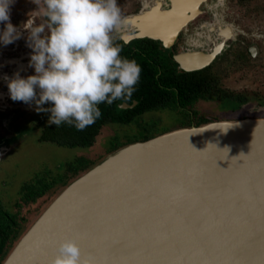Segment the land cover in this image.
<instances>
[{
	"label": "water",
	"instance_id": "water-1",
	"mask_svg": "<svg viewBox=\"0 0 264 264\" xmlns=\"http://www.w3.org/2000/svg\"><path fill=\"white\" fill-rule=\"evenodd\" d=\"M153 30L139 36L164 41ZM66 238L94 264H264V116L119 145L55 192L0 264H50Z\"/></svg>",
	"mask_w": 264,
	"mask_h": 264
},
{
	"label": "flooded vegetation",
	"instance_id": "flooded-vegetation-1",
	"mask_svg": "<svg viewBox=\"0 0 264 264\" xmlns=\"http://www.w3.org/2000/svg\"><path fill=\"white\" fill-rule=\"evenodd\" d=\"M121 1L117 0L120 8L122 6ZM180 1L183 8L187 0H144L140 4L134 5L131 10L122 13L123 16L128 18L129 24L122 34H114L115 43L121 46L122 57L135 60L141 66L142 71L139 83L136 85V91L133 93L130 102L125 104L122 101H116L112 105H99L102 116L93 125L86 128V132L91 129L96 130L92 143L74 146L86 147L93 145L107 124L111 125L108 146L114 141L131 138L140 132L143 133L142 131L146 129H152L153 124L162 127L169 124L218 117L217 102L223 98L240 96L241 99H249L264 95V88L237 89L224 84L222 72L224 67H221L230 52L234 55L232 58L234 66H243L248 61L256 58L259 52V45L255 42L256 36L243 27V30L235 28L234 22L237 25L239 24L237 19H233L234 11H231L237 6H250L249 8L253 9L255 0H226V7L220 8V10L227 14L226 18L229 20H224V17L217 16L215 13L216 9L209 10L208 5L214 3L215 0H195V2L193 0L194 4L191 8L186 5L185 14H182L181 11L180 19L187 15L186 13L190 15L182 18L184 23L179 24L176 27L179 28L176 34L171 35L173 33L171 32L172 30L169 31L164 24H167L171 18L175 17L176 11L181 9ZM39 2L42 7L43 0H39ZM38 12V6L33 0H15V3L11 6V23L21 29L22 37L7 46L0 44V77L5 75L12 77L16 72H19L25 78L35 74L34 69L28 67L31 49L26 45L27 32L21 26L28 20L29 15L38 16ZM38 18L43 21L42 16H38ZM38 18L36 20L37 24L40 23ZM148 24H153L165 33L161 35L164 41L148 35L139 36V34H151V32L147 31L148 29H142L143 26ZM3 27L4 25L0 24V29H3ZM176 57L179 58L184 66L192 62L209 60L200 68L187 70L181 67L182 65ZM191 57L195 59H191ZM199 70L209 73L207 79L204 80L209 93L206 92L197 97H194L191 93H182L183 104L179 105V92L175 90L174 99L179 111L170 106V94L156 89L158 95L155 96L151 91L154 87L153 78L157 80L158 87L163 88V90H171L174 89V86L161 83V81L167 82V75ZM160 77L162 78L160 79ZM195 80L201 81V76L198 74ZM145 96H149L150 99L144 102L142 100ZM250 103L252 102L247 101L245 104L248 106ZM46 106L50 107L51 105L45 104L44 107ZM205 107L215 109V112L213 114L212 112L209 113L204 110ZM15 108H20L23 112H36L35 104L29 106L21 101L11 100L7 82L0 79V161L6 158L8 154H11L12 151H15V148L20 145L17 137L6 129L14 122L16 112L5 114L9 109L14 110ZM50 115V113H45L41 117L39 113L38 120L35 119L33 121L40 126L36 139L42 145L49 143L59 146L46 140V137L54 133L58 128L49 124ZM1 121H3V125H1ZM65 125L66 127H72ZM102 153L104 152L94 153V156ZM55 176L56 172H49L47 168L41 167L37 169L26 181L21 183L19 196L13 203V209L9 211L0 206V215L8 212L21 221L31 208L30 203L26 204L24 202L25 197L23 196L22 187L35 181L37 177L53 180ZM37 198L33 201L36 202Z\"/></svg>",
	"mask_w": 264,
	"mask_h": 264
},
{
	"label": "clouds",
	"instance_id": "clouds-1",
	"mask_svg": "<svg viewBox=\"0 0 264 264\" xmlns=\"http://www.w3.org/2000/svg\"><path fill=\"white\" fill-rule=\"evenodd\" d=\"M33 2L43 21L29 15L21 28L31 49L28 67L35 74L0 77L7 82L11 100L35 104L37 113L51 114L49 124H67L78 131L102 116L99 105L130 102L142 68L122 57V48L115 43L114 34H122L129 24L117 0H43L42 7L39 0ZM14 3L0 0V24L4 25L0 44L4 46L22 37L10 19ZM208 7L210 11L224 8L226 0H215ZM55 253L50 264H94L82 257L73 238L61 240Z\"/></svg>",
	"mask_w": 264,
	"mask_h": 264
},
{
	"label": "rangeland",
	"instance_id": "rangeland-1",
	"mask_svg": "<svg viewBox=\"0 0 264 264\" xmlns=\"http://www.w3.org/2000/svg\"><path fill=\"white\" fill-rule=\"evenodd\" d=\"M144 0H122L121 11L125 13L132 9L134 5L142 3ZM255 7H235L233 19L238 20L234 27L239 30L245 28L249 33L256 36L255 42L259 45V52L254 60L248 61L245 65H233V53L230 52L221 67L226 85L237 89H257L264 88V0H255ZM253 5V4H251ZM215 13L224 20L227 14L220 9ZM232 18V17H231ZM229 20V19H227ZM243 30V29H242ZM47 107V106H46ZM205 111L212 114L215 109L205 107ZM15 111V120L8 129L19 141L20 145L0 161V206L11 211L13 203L19 196V189L22 182L26 181L37 169L47 168L49 172H59L64 165L80 156H94V153L104 152L109 142V130L111 125H105L102 133L90 146L65 147L55 146L49 143L40 144L37 142V135L40 126L33 121L38 120L39 113L23 112L20 108L9 109L5 114ZM45 113L40 112L43 117ZM49 114V113H48ZM33 118V119H32ZM3 125V121H1ZM14 137V138H15ZM38 209H30L27 216L30 218Z\"/></svg>",
	"mask_w": 264,
	"mask_h": 264
},
{
	"label": "trees",
	"instance_id": "trees-1",
	"mask_svg": "<svg viewBox=\"0 0 264 264\" xmlns=\"http://www.w3.org/2000/svg\"><path fill=\"white\" fill-rule=\"evenodd\" d=\"M173 73V72H172ZM199 74L201 76V81H197L196 76ZM209 76V73L203 70L195 72L182 73L178 72L175 75L166 76L167 82L161 81L162 84L167 83L168 85L174 86V89L163 90V88L158 87L157 80L153 78L154 87L152 88L153 95L157 96L158 92L156 89H160L163 93H168L171 95L169 104L175 110L179 111L175 104L174 94L175 90L179 92V105H182L181 96L182 93H191L194 97L198 95L209 93L206 82L204 81ZM162 77H160L161 79ZM169 81V82H168ZM149 96H145L142 101L149 100ZM247 101H251L248 106L245 104ZM218 117H210L207 120H199L193 122H184L177 124H169L162 127L158 125H152V129H146L131 138L121 139L110 143L104 153L95 155V156H80L75 158L72 161L67 162L64 165V168L56 173V176L53 180L45 178H35V181L29 183L26 186L22 187L24 193V202L26 204L30 203V209H39L55 192H57L61 187L68 183L73 177H75L80 172L84 171L90 167L97 159H99L105 153L113 150L127 142H132L136 140H144L150 138L154 135H157L165 130L171 129L177 126L189 125L191 123L205 122L210 119H219V118H241L246 116H264V95L257 96L256 98H247L241 99L238 97H228L219 100L218 102ZM78 131L73 127H66L63 124L61 127H58L54 133L46 137L48 141L56 143L59 146H74V145H87L92 143L93 136L96 132L95 129ZM38 197V198H37ZM35 198L37 201L34 202ZM34 200V201H33ZM34 202V203H33ZM33 205V206H32ZM28 213V212H27ZM30 220V217L27 214L22 218L21 221L13 214L4 212L0 215V263L8 253L9 249L12 247L27 222Z\"/></svg>",
	"mask_w": 264,
	"mask_h": 264
},
{
	"label": "bare ground",
	"instance_id": "bare-ground-1",
	"mask_svg": "<svg viewBox=\"0 0 264 264\" xmlns=\"http://www.w3.org/2000/svg\"><path fill=\"white\" fill-rule=\"evenodd\" d=\"M192 2V3H191ZM194 2H195V0H194ZM194 2H193V0L192 1H190V0H187L186 1V5L188 6V8H191L192 6H193V4H194ZM180 4V7H181V5H182V2L180 1L179 2ZM183 5H185V4H183ZM186 5L182 8L181 7V9H179L178 11H176V14H175V17H173V18H171L170 20H169V22L167 23V24H164L165 25V27L166 28H168V30L169 31H173V28L175 27V23H176V21L179 19V17H180V13H181V11H182V14L185 12V10H186ZM178 9V8H177ZM185 14V13H184ZM165 21H167V20H165ZM154 25L153 24H148V25H145V26H143L142 27V29H144V30H147V31H149V32H151V33H153V30H151L152 28L154 29ZM159 27V26H158ZM171 31V32H172ZM170 32V33H171ZM150 34V33H149ZM191 59H195L194 57H191Z\"/></svg>",
	"mask_w": 264,
	"mask_h": 264
}]
</instances>
